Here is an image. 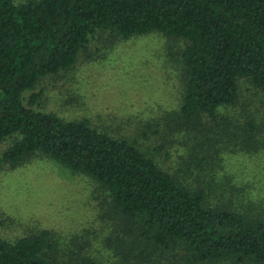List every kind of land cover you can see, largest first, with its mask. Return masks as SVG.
<instances>
[{"label": "trees", "instance_id": "obj_1", "mask_svg": "<svg viewBox=\"0 0 264 264\" xmlns=\"http://www.w3.org/2000/svg\"><path fill=\"white\" fill-rule=\"evenodd\" d=\"M148 35L179 67L178 118L211 124L224 150L250 153L261 127L224 112L240 81L264 92V0H0V146L9 143L0 169L39 154L88 178L119 264H264L263 219L211 205L129 140L33 109L38 94L24 105L25 93L71 70L90 43ZM55 248L46 231L0 238V264H58Z\"/></svg>", "mask_w": 264, "mask_h": 264}, {"label": "rangeland", "instance_id": "obj_2", "mask_svg": "<svg viewBox=\"0 0 264 264\" xmlns=\"http://www.w3.org/2000/svg\"><path fill=\"white\" fill-rule=\"evenodd\" d=\"M164 45L158 35L113 45L94 41L71 70L40 80L23 103L38 94L33 109L86 120L129 140L163 171L207 192L211 205L264 220V92L239 82L237 103L224 114L242 123L252 119L262 131L250 153L224 150L214 126L178 118L181 73ZM8 145L0 146V155ZM101 199L88 178L33 155L19 167L0 169V238L13 242L46 231L58 264H119L107 240L108 221L100 218Z\"/></svg>", "mask_w": 264, "mask_h": 264}]
</instances>
